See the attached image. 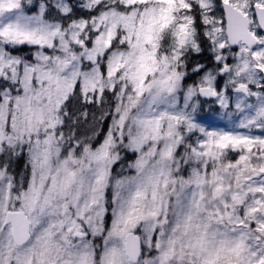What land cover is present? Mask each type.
<instances>
[{
	"label": "snow or ice",
	"instance_id": "snow-or-ice-1",
	"mask_svg": "<svg viewBox=\"0 0 264 264\" xmlns=\"http://www.w3.org/2000/svg\"><path fill=\"white\" fill-rule=\"evenodd\" d=\"M0 264H264V0H0Z\"/></svg>",
	"mask_w": 264,
	"mask_h": 264
},
{
	"label": "rangeland",
	"instance_id": "rangeland-1",
	"mask_svg": "<svg viewBox=\"0 0 264 264\" xmlns=\"http://www.w3.org/2000/svg\"><path fill=\"white\" fill-rule=\"evenodd\" d=\"M205 107H206V109H207V106H205ZM206 114H207V113H206ZM216 119H217L218 121H220L221 125L223 124V121L220 119L219 116H217Z\"/></svg>",
	"mask_w": 264,
	"mask_h": 264
}]
</instances>
